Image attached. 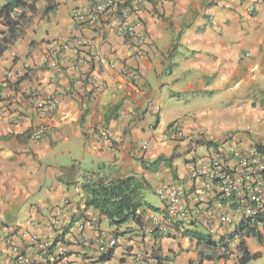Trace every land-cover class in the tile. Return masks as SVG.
Instances as JSON below:
<instances>
[{"label": "crops", "instance_id": "0c3cea01", "mask_svg": "<svg viewBox=\"0 0 264 264\" xmlns=\"http://www.w3.org/2000/svg\"><path fill=\"white\" fill-rule=\"evenodd\" d=\"M22 1L26 6L14 11L17 26L0 19V264H13L6 239L21 233L53 240L48 264H132L136 254L157 264H237L244 250L257 257L247 264H264V231L257 227L260 239L238 235L244 219L228 204L224 225L217 214L207 225L179 217L171 219L175 235L147 232L152 218L164 214L159 188L182 187L183 209L191 212L203 184L191 179L196 165L212 153L264 145V0L127 3L147 33L141 57L116 13H105L95 28L71 19L98 0ZM16 29L20 36L9 42ZM80 39L88 42L80 50L84 63L61 71L47 66L53 45L64 43L73 60ZM53 98L57 104L48 109ZM38 128L45 135L35 142L30 134ZM104 130L111 146L92 138ZM124 175L149 184V208L140 227L115 232L97 210L85 208L82 179ZM58 211L64 217L55 228ZM184 229L213 242L226 239V258H213L221 250L206 252L199 263L202 244L180 237ZM99 236L116 241L109 254L98 253ZM26 243L22 253L42 264Z\"/></svg>", "mask_w": 264, "mask_h": 264}, {"label": "built area", "instance_id": "2783aa9c", "mask_svg": "<svg viewBox=\"0 0 264 264\" xmlns=\"http://www.w3.org/2000/svg\"><path fill=\"white\" fill-rule=\"evenodd\" d=\"M98 1L93 7L74 10L71 13V19L81 26L87 25L90 28H95L105 13H116L120 17V24L125 35L133 43L134 54L139 57L143 56L148 42L143 21L136 12H131L127 7L120 9L119 5L133 2L138 6L149 4L154 0ZM53 46L51 48H55V56L49 57L46 64L49 68L59 71L67 68L75 69L76 64L84 63L83 60L86 57L80 50L89 49L88 42L85 39H80L77 42L79 51H75L72 60L71 57L65 55V51L69 48L64 43ZM154 56L159 57V54L154 52ZM66 66L67 68H65ZM57 101L56 98L51 99L48 103V109L55 108ZM1 110L2 105L0 103ZM92 132V138L97 143L112 145L108 131ZM173 134L175 135L176 132ZM44 135L45 130L38 128L32 131L30 139L37 142ZM231 162L233 164H230ZM191 179L193 182L203 181V184L196 189V205L191 212H185L183 209L182 203L185 192L182 187L177 185L164 186L156 191L158 200L164 205V214L161 217L154 216L152 218L151 227L147 230L149 235L155 231L162 236L175 235L177 230L171 224V219L179 217H187L191 222L207 225L217 214L218 222L224 225L228 222V217L222 212L224 204L230 205L234 213L243 219L252 220L259 215L264 216V150L259 151L255 146L246 150L235 147L230 152L212 153L204 162L193 168ZM212 199H217V201H212V205H210ZM73 214L77 215V210H74ZM62 217L64 215L60 211L55 212L51 221L52 227H60ZM83 225H90V221L85 220ZM22 243L33 245L35 251L44 260L42 264H48V256L53 245L51 238H37L28 236L26 233H21L19 240L13 236H7L6 245L13 264H33V260L22 253ZM96 245L98 253L105 255L116 247V241L114 239L105 241L99 236L96 239ZM64 253V250L61 249L57 252V256L60 258L64 256ZM130 262L132 264H157L154 259L146 258L140 254L132 256Z\"/></svg>", "mask_w": 264, "mask_h": 264}, {"label": "trees", "instance_id": "16d2710c", "mask_svg": "<svg viewBox=\"0 0 264 264\" xmlns=\"http://www.w3.org/2000/svg\"><path fill=\"white\" fill-rule=\"evenodd\" d=\"M25 6L26 4L22 0H8L5 5L0 7V19L5 20L11 28L17 26L18 22L15 21L14 11ZM126 6L127 3L119 5V8L122 9ZM48 10L49 9L46 8L45 12ZM20 33L21 31L18 29L13 31L9 42H13L18 38ZM2 50L3 49L0 50V53ZM255 147L259 151L264 150V146L261 144L256 145ZM158 160L163 161V159ZM82 180V190L86 195L85 208L97 210L99 214L109 222V226L115 229V232L122 226L128 224H134L139 227L141 226L144 211L149 208L144 201V195L150 191V186L143 177L137 175H124L121 177L100 179L98 176H95L93 179V176H91L88 179L83 177ZM189 226L194 227L193 224H190ZM258 226H261L264 231V216L259 215L252 220L244 219L237 234L241 237L253 236L260 239V234L256 232ZM173 227L177 229L178 226L174 224ZM154 235H157L156 231L154 232ZM179 235L182 238L188 237L196 239L202 244L199 263L204 259V254L206 252H212L215 254L221 250L222 254H216L213 258L215 260L226 258L229 250V243L225 241L226 239H220L218 242H213L210 236H202L200 233L191 231L190 229H184ZM166 237L169 236L166 235ZM155 238L157 237L155 236ZM53 247L54 244L51 249H53ZM107 258H109V255L106 259ZM256 258V256L250 257L247 251L244 250L242 257L237 264H247L249 261L255 260Z\"/></svg>", "mask_w": 264, "mask_h": 264}, {"label": "rangeland", "instance_id": "374dc122", "mask_svg": "<svg viewBox=\"0 0 264 264\" xmlns=\"http://www.w3.org/2000/svg\"><path fill=\"white\" fill-rule=\"evenodd\" d=\"M152 202H153V204H155V201H153V200H152ZM201 232H202V230H201ZM202 233H203V232H202ZM202 233H201V234H202ZM202 235H204V236H207V237H208V235H206V233H204V234H202Z\"/></svg>", "mask_w": 264, "mask_h": 264}]
</instances>
